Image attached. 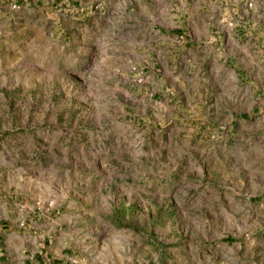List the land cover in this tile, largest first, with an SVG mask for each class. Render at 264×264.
<instances>
[{
  "label": "rangeland",
  "instance_id": "obj_1",
  "mask_svg": "<svg viewBox=\"0 0 264 264\" xmlns=\"http://www.w3.org/2000/svg\"><path fill=\"white\" fill-rule=\"evenodd\" d=\"M261 40L264 0H0V202L77 264H264Z\"/></svg>",
  "mask_w": 264,
  "mask_h": 264
},
{
  "label": "crops",
  "instance_id": "obj_2",
  "mask_svg": "<svg viewBox=\"0 0 264 264\" xmlns=\"http://www.w3.org/2000/svg\"><path fill=\"white\" fill-rule=\"evenodd\" d=\"M215 41V42H213ZM205 44L215 43L222 47L212 48L211 46L199 45L197 50L185 48L183 43L181 54L197 53L201 60L218 62L231 59V43L226 38L203 39ZM260 47H264L261 40ZM223 64V66H222ZM223 72L219 74V71ZM216 71L219 76L225 75L224 63H218ZM230 83H227V88ZM60 222H53L49 228H34L22 221L20 212L9 211L6 204L0 202V264H46L48 262L70 264L72 257L70 248L71 236L69 231L57 228ZM54 233L53 235H50Z\"/></svg>",
  "mask_w": 264,
  "mask_h": 264
},
{
  "label": "built area",
  "instance_id": "obj_3",
  "mask_svg": "<svg viewBox=\"0 0 264 264\" xmlns=\"http://www.w3.org/2000/svg\"><path fill=\"white\" fill-rule=\"evenodd\" d=\"M69 263H70V264H77V261H76L75 259H70V260H69ZM46 264H62V263L48 262V263H46Z\"/></svg>",
  "mask_w": 264,
  "mask_h": 264
}]
</instances>
